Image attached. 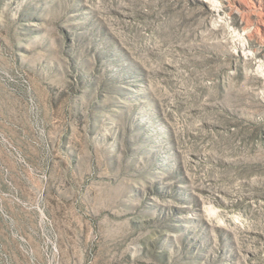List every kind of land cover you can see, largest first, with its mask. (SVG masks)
<instances>
[{"label": "rangeland", "instance_id": "374dc122", "mask_svg": "<svg viewBox=\"0 0 264 264\" xmlns=\"http://www.w3.org/2000/svg\"><path fill=\"white\" fill-rule=\"evenodd\" d=\"M0 264H264V0H0Z\"/></svg>", "mask_w": 264, "mask_h": 264}]
</instances>
